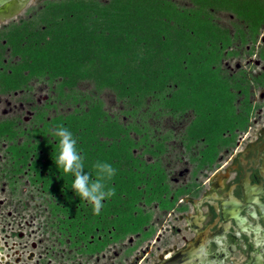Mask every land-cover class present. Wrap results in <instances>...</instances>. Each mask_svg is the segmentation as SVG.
<instances>
[{
    "label": "trees",
    "instance_id": "trees-1",
    "mask_svg": "<svg viewBox=\"0 0 264 264\" xmlns=\"http://www.w3.org/2000/svg\"><path fill=\"white\" fill-rule=\"evenodd\" d=\"M187 1L189 7L175 0H45L32 18L14 24L2 36L18 60L13 67L16 87L31 78L58 81L64 102L72 106L43 122V133H37L41 139L37 135L16 144L17 156L28 144L35 153L32 159L26 154L15 166L29 162L31 180L41 182L49 197L63 190L69 203H79L86 219L94 221L91 253L138 234L125 248V256L131 255L154 233L151 207L157 203L160 209H171L183 193L174 191L175 199H168L172 190L161 160L168 137L157 140L148 125L137 123L134 118L144 106L158 113L193 114L181 140L186 150L201 141L190 157L195 171L211 167L247 127L249 113L236 104V90L242 85L230 83L220 68L231 34L213 12L240 21L242 38L256 37L264 26V0ZM87 82L93 84L92 95L80 91ZM102 92L120 103V113L128 119L106 109ZM61 125L73 134L93 181L97 162L115 169L106 181L115 195L103 201L99 215L71 189L74 177L53 162L59 141L54 132Z\"/></svg>",
    "mask_w": 264,
    "mask_h": 264
},
{
    "label": "flooded vegetation",
    "instance_id": "flooded-vegetation-1",
    "mask_svg": "<svg viewBox=\"0 0 264 264\" xmlns=\"http://www.w3.org/2000/svg\"><path fill=\"white\" fill-rule=\"evenodd\" d=\"M30 1L19 11L11 6L10 0L7 9L1 10L0 6V196H3L0 198V252L9 254L10 248H17L10 244L18 243L17 250H26V257L39 264H49L51 255L61 264L64 257L97 258L111 245L98 254L89 252L96 236L94 221L86 219L87 214L79 203H69L63 190L56 198L49 197L41 182L31 180L29 162L26 167L15 166L26 154L32 159L35 153V148L28 144L17 156L16 144L35 140L38 131L41 130V134L44 131V121L72 110L63 100L58 81L50 83L45 77L31 78L21 80L16 87L13 67L18 60L12 56L2 36L14 24L35 15L36 12L28 7ZM214 13L223 15L225 12ZM215 20L218 23L217 18ZM229 22V25L218 23L231 34V43L225 49L226 57L220 68L230 83L242 85L236 90L240 95L236 104L249 113L247 127L239 132L232 146L221 150L211 167L194 170L196 162L190 157L198 152L201 141L186 150L181 140L183 133L180 140L184 151L190 153L192 167H185L178 171V177L169 178L163 164L165 153L162 154L172 190L168 199H175L174 191L183 193L171 209H160L154 204L165 214L158 222H152L154 229L155 225L160 226L153 243H157L156 250H160L178 234L177 245L183 247L184 241L196 237L200 264H264V26L256 37L248 34L242 38L240 32L245 30L242 23L232 15ZM187 113L191 114L190 121L193 114ZM41 134L38 135L40 139ZM167 140L164 141L166 151ZM39 151L45 152L42 148ZM146 159L151 160V157ZM31 184L39 186V204L32 205L29 199H20L27 192L25 187ZM23 226H28L29 230L23 232L20 229ZM33 235L36 237L31 238ZM138 237V234L131 235L130 245ZM126 247L124 243L120 249L125 251Z\"/></svg>",
    "mask_w": 264,
    "mask_h": 264
},
{
    "label": "rangeland",
    "instance_id": "rangeland-1",
    "mask_svg": "<svg viewBox=\"0 0 264 264\" xmlns=\"http://www.w3.org/2000/svg\"><path fill=\"white\" fill-rule=\"evenodd\" d=\"M45 0H31L28 4L30 10L34 12L36 7L39 6ZM176 3L181 7H189L190 3L187 0H175ZM215 18H217L218 23L229 25L230 15L228 13L217 14L213 12ZM82 95H92L93 84L87 82L84 86L80 88ZM46 92V89L42 93ZM105 102V107L110 113L119 114L121 119H128L127 116H124L120 113V103L116 102L112 95L108 92H102L99 95ZM147 107H143L140 112L136 114V118H134L139 124H146L150 127L151 137L161 138L163 136H167V151L163 156V164L166 167L169 178L178 177V171L183 170L185 167H192V164L189 162V152L184 151V146L181 143L180 135L183 133L186 124L188 123L191 114L187 113V115L180 114H172L167 111L158 113L153 109L147 110ZM39 186L29 185L26 186V194L20 197L21 200L29 199L32 205L39 204L40 196L38 189ZM173 187V185H172ZM4 195V194H3ZM3 196H0V198ZM17 205L20 201H18L19 197L17 196ZM153 211L152 222L159 221L160 218L164 217V212L159 211L154 206L151 207ZM27 218V217H25ZM18 227V225L16 226ZM160 226L155 225V231L150 239L143 241L137 249H135L131 255L125 256L124 250L120 249L121 244L130 245L128 242V237L122 243L112 244L110 249L104 252V255H100L97 258L86 259L80 257V259H73L70 257H64V262L62 264H151L154 261V256L156 255V245L157 243H153L155 240V236L157 235V231ZM23 232L29 230L28 226H23L20 228ZM162 230V228H161ZM160 230V231H161ZM37 235V234H36ZM36 235H33L31 238H35ZM29 241V240H28ZM11 246H17V248H10L9 255L11 258L20 257L21 260L24 261V264H39L37 260H29L26 257V250L22 252L18 249L20 244L12 243ZM49 264H61V261H58L55 255H51L50 259L48 258ZM41 264V263H40Z\"/></svg>",
    "mask_w": 264,
    "mask_h": 264
},
{
    "label": "clouds",
    "instance_id": "clouds-1",
    "mask_svg": "<svg viewBox=\"0 0 264 264\" xmlns=\"http://www.w3.org/2000/svg\"><path fill=\"white\" fill-rule=\"evenodd\" d=\"M54 135L59 138L58 153L53 159L56 168L74 177L71 189L80 200L89 202L93 213L99 215L103 201L115 195V191L106 185V181L115 175V169L108 163L97 162V178L93 181L91 175L85 172L83 157L77 150L73 134L61 125L55 129Z\"/></svg>",
    "mask_w": 264,
    "mask_h": 264
},
{
    "label": "water",
    "instance_id": "water-1",
    "mask_svg": "<svg viewBox=\"0 0 264 264\" xmlns=\"http://www.w3.org/2000/svg\"><path fill=\"white\" fill-rule=\"evenodd\" d=\"M8 0H0V6L2 9H7L9 4ZM11 6L19 11L23 6L27 4L29 0H10ZM179 235L171 237L166 245L160 250L157 249L154 261L151 264H200L199 261V240L195 237L192 240L184 241L183 247H179L178 244ZM28 259V258H27ZM0 264H24V261L19 257L11 258L9 254L0 252Z\"/></svg>",
    "mask_w": 264,
    "mask_h": 264
}]
</instances>
